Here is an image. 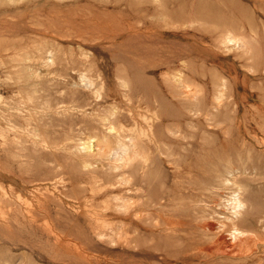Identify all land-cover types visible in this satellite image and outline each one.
Returning a JSON list of instances; mask_svg holds the SVG:
<instances>
[{"label": "rangeland", "instance_id": "obj_1", "mask_svg": "<svg viewBox=\"0 0 264 264\" xmlns=\"http://www.w3.org/2000/svg\"><path fill=\"white\" fill-rule=\"evenodd\" d=\"M0 264H264V0H0Z\"/></svg>", "mask_w": 264, "mask_h": 264}, {"label": "bare ground", "instance_id": "obj_2", "mask_svg": "<svg viewBox=\"0 0 264 264\" xmlns=\"http://www.w3.org/2000/svg\"><path fill=\"white\" fill-rule=\"evenodd\" d=\"M164 6V5H163ZM26 54V53H25ZM26 66V65H25ZM25 69V68H24ZM81 76V75H80ZM84 77V76H83ZM7 78V77H6ZM19 79V78H18ZM80 79V78H79ZM124 79V78H123ZM7 80H8V78H7ZM179 80V79H178ZM27 81V80H26ZM91 82V81H90ZM131 84V83H130ZM89 86V85H88ZM87 86V87H88ZM94 86V85H93ZM127 86V85H126ZM95 87V86H94ZM97 89V88H96ZM193 89V88H192ZM63 92V91H62ZM96 92V91H95ZM97 92L99 93V90H97ZM97 93V94H98ZM100 94V93H99ZM12 100V99H11ZM27 100V99H26ZM28 101V100H27ZM30 101V100H29ZM139 107V106H138ZM148 112V111H147ZM143 116H144V114H143ZM98 117V116H97ZM139 117V116H138ZM139 118H141V116L139 117ZM150 118V117H149ZM145 119H146V117H145ZM147 120V119H146ZM149 120V119H148ZM147 120V121H148ZM136 122V121H135ZM137 126V125H136ZM10 127V126H9ZM30 127V126H29ZM139 127H140V125H139ZM11 128V127H10ZM132 128V127H131ZM131 128H129V129H131ZM108 129H110V128H108ZM111 129L113 130V129H115L114 127H112L111 126ZM111 130V131H112ZM130 131V130H129ZM118 132V131H117ZM143 132V131H142ZM147 133V132H146ZM138 134H140V133H138ZM147 136V135H146ZM131 137V136H130ZM139 137H140V135H139ZM94 139V138H93ZM98 140V139H97ZM105 140V139H104ZM87 141V140H86ZM89 141V140H88ZM102 142H103V140H102ZM123 142V141H122ZM84 143V142H83ZM97 143V142H96ZM95 143V144H96ZM99 143H101V142H99ZM91 144H93V143H91V141H89L88 143H86V145H83L84 146V148L86 149V148H91L92 146H91ZM99 145V144H98ZM106 145V144H105ZM121 145V144H120ZM77 146V145H76ZM110 146V145H109ZM105 147V146H104ZM111 147V146H110ZM122 147V146H121ZM93 148V147H92ZM107 148H109V147H107ZM118 149H119V147H118ZM117 149V150H118ZM78 150V149H77ZM111 150V149H110ZM92 151V150H91ZM114 152V151H113ZM118 152V151H117ZM118 154V153H117ZM145 156V155H144ZM147 156V155H146ZM144 159V158H143ZM146 159V158H145ZM144 161V160H143ZM146 162V161H145ZM201 163V162H200ZM85 165V164H84ZM102 165V164H101ZM92 178H93V176H92ZM99 178V177H98ZM100 182V181H99ZM97 184V183H96ZM94 187V186H93ZM105 187V186H104ZM94 189V188H93ZM100 190V189H99ZM239 190V189H238ZM94 191H96V190H94ZM97 191H98V189H97ZM94 193V192H93ZM243 195V194H242ZM240 193H237V194H234L233 195V197H232V201H231V206L233 207V210L235 211V213L237 214V213H240L241 212V210L242 209H244L245 207H247L246 206V204H247V201H246V199L242 196ZM75 204V203H74ZM235 231V233L236 232H243V231H241V229L239 228V226L237 225V223L235 224V226H234V230H233V232ZM233 232H232V234H233ZM237 236V234L235 235V237Z\"/></svg>", "mask_w": 264, "mask_h": 264}]
</instances>
